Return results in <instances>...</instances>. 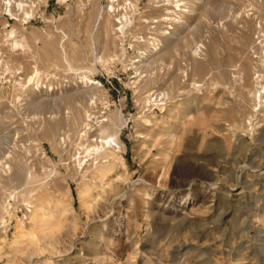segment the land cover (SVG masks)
<instances>
[{"label":"rangeland","instance_id":"1","mask_svg":"<svg viewBox=\"0 0 264 264\" xmlns=\"http://www.w3.org/2000/svg\"><path fill=\"white\" fill-rule=\"evenodd\" d=\"M184 1L147 40L154 0L130 1L122 33L121 14L94 26L107 0H17V20L0 5V264H264V0ZM55 96L53 115L32 105ZM113 112L120 149L98 130ZM211 163L229 176L202 182Z\"/></svg>","mask_w":264,"mask_h":264},{"label":"bare ground","instance_id":"2","mask_svg":"<svg viewBox=\"0 0 264 264\" xmlns=\"http://www.w3.org/2000/svg\"><path fill=\"white\" fill-rule=\"evenodd\" d=\"M119 2H122V6L124 7V12H121V15L118 17V19H119V23H120V26L119 27H117L115 24V20H114V22L112 23V24H114V28H113V32L115 33V32H117V28H119V30H120V32L122 33L123 32V26L124 25H128V22H127V12H126V10H128L132 5L130 4V2L128 3V4H126V2H125V0H118ZM165 1V3H171V4H173V6L175 7L173 10H167L168 11V13H176V12H185V11H187V8H183L181 5H183L184 3H185V1L184 0H164ZM23 5L24 4H26V3H22ZM20 2H17V0H0V5L1 6H3V9H4V11H5V13L8 15V16H10V18H12V19H14V20H17V17L16 16H14L13 15V11H12V9H14L15 10V13L17 14V9L18 8H22V7H24L23 5H22ZM128 5L129 7L127 8V6L126 5ZM33 5V4H32ZM181 6V7H180ZM18 7V8H17ZM109 7L110 8H115V6H114V4H112V6L111 5H109ZM176 8H178V11H176L175 9ZM23 9V8H22ZM21 9V10H22ZM102 10L101 11H98V13H97V15H96V17H95V21H94V26H96V25H99L100 23H101V21H103V19H104V14H103V12L104 13H107L108 15H110V17H114L111 13H109V10L107 9V8H105V10L103 9V8H101ZM20 10V9H19ZM24 13V12H23ZM29 15V14H28ZM28 17V16H27ZM172 18V17H171ZM23 19V18H22ZM174 19V18H173ZM184 22V21H183ZM182 22V23H183ZM116 26V27H115ZM180 31V30H179ZM181 32V31H180ZM180 32H176L175 34H174V32L172 33V34H170V35H172V37H171V41H173V40H176L181 34H180ZM164 34H169V31H168V29L167 30H165L164 32H163ZM120 34V33H119ZM92 35V34H91ZM12 36H14V35H12ZM167 39H168V37H167ZM155 39H153V43H155V44H157L158 43V46H152V48H150V50H149V52H146V51H143V52H141V61H139V58H136V59H134L133 61H132V63H134V62H139L138 63V65H140L143 61H144V59H146V57H147V55H151L152 53H156V52H158L159 51V49H160V47L163 45V44H161V42H159V41H154ZM157 40V39H156ZM159 40V39H158ZM170 41V42H171ZM177 41V40H176ZM152 42V40L150 41V43ZM17 42H14L13 41V44H12V48L13 49H17ZM173 44V43H172ZM204 45H203V43L201 42V40L199 41V42H196V44L194 45V50L192 51V55L193 56H198V54H200V52H201V49H202V47H203ZM166 54V53H165ZM1 57V56H0ZM143 57V58H142ZM0 62H2V59H0ZM6 65V64H5ZM137 65V66H138ZM148 65V64H147ZM8 69V68H7ZM5 71L6 72H8V70H6V66H5ZM5 72V73H6ZM79 78H80V80H79V83H80V87H79V89L77 90V94L76 95H79V96H81V97H83V98H86L87 96H92V94L93 93H91V89H93V88H97L99 85H98V80H96V79H92L91 77H89V76H87L86 74H81L80 76H79ZM197 86L199 85V84H196ZM91 86V87H90ZM49 90L51 89V88H48ZM157 93H161L163 96H165V98H166V95L164 94V93H162V92H157ZM167 94V93H166ZM74 96V95H73ZM146 97V100H148L149 98H150V94H148L147 96H145ZM49 98V99H48ZM46 100H41V101H32V105H36V106H40V104L41 103H43L44 101H46V103L49 105V108H50V112H51V114H52V112L53 111H55L54 110V108H56V110H57V108H58V103H60V102H62V99L61 98H58V97H53V98H51V97H48ZM76 98V97H75ZM89 98V97H88ZM150 100V99H149ZM165 100H167V98L165 99ZM64 101V100H63ZM258 103L260 104L261 103V93L259 92V94H258ZM57 104V105H56ZM62 104V103H61ZM165 104H166V101H165ZM164 104V105H165ZM86 112V111H85ZM11 113V112H10ZM117 112H113V114L111 115V119H110V122L108 123V124H105V125H101V126H99L98 127V130L101 132L100 134L101 135H103L102 137L105 139V138H109V137H114V138H116L113 134H107V130H108V128H109V126H111V124H114V122H115V120H118V121H120V123H124V121H123V119H122V115L120 114V113H118V114H116ZM36 114H37V112H36ZM35 114V117L37 116ZM84 114H86V113H84ZM9 115L10 114H7V113H3V114H1V112H0V143L1 142H3V140L2 139H4V138H6V133L5 132H3V125H5V122H6V119H7V117H9ZM53 115V114H52ZM55 115V114H54ZM50 116V115H49ZM34 117V116H33ZM86 120L82 123V125H81V129H83V132L86 134L88 131H90V127H91V125H89L90 123H89V121H91V119H90V114H89V112L86 114ZM105 120H106V118H105ZM170 134H171V132H169ZM105 134V135H104ZM169 136V135H168ZM112 137V138H113ZM113 138V141H114V143H115V147H117V148H119L120 149V147H119V144H118V142L115 140ZM166 139L167 140H169L167 137H166ZM166 140V141H167ZM103 143L104 142H102L101 143V146L100 147H103ZM110 148H113V147H110ZM0 151H1V148H0ZM6 155V154H5ZM11 156V155H10ZM7 158H9V155H7V157L5 156V157H3V159L1 158V160H0V172L2 171L1 169H4L5 170V168H6V170H7V172H8V169H9V165L7 164L6 166H5V162L7 161ZM19 160V159H18ZM5 170V171H6Z\"/></svg>","mask_w":264,"mask_h":264},{"label":"built area","instance_id":"3","mask_svg":"<svg viewBox=\"0 0 264 264\" xmlns=\"http://www.w3.org/2000/svg\"><path fill=\"white\" fill-rule=\"evenodd\" d=\"M130 1H133V0H125L126 4H128ZM112 4H114L115 8L109 7V5L112 6ZM121 4H122V2H119L118 0H107L106 8L109 10V13H111L115 17L118 14L120 15L121 12L125 11L124 7ZM154 4L158 7H160V6L162 7L163 13L165 14V16L162 17L160 20L151 19V20L147 21V30L149 32V35L146 36V40H147V38L151 39V37H152L151 34L154 32V30H156L158 28L157 26H158L159 21L162 22V25L160 27V29H162V30H164V29H168V30L170 29L171 30V27L172 26L175 27V25H176L174 20L171 19V17H173V16L177 17V16L174 13H168V11H167L168 5L171 6V8L168 10H172L173 8H175L173 6V4L165 3L164 0H154ZM126 6H127V8L129 7L128 5H126ZM175 10L178 11V8H176ZM168 17H170V19ZM115 22L117 24H119V25H117V27H119L120 23H119L118 17L115 20ZM117 29H118L117 32H120L119 28H117ZM144 40L145 39L143 38V36H139V37H137L136 41L137 42H145ZM111 78L113 80H119V74L114 73L111 75ZM150 97H151L152 103L158 107L163 106L165 104V101L167 102V100H165L166 99L165 96H163L161 93L153 92Z\"/></svg>","mask_w":264,"mask_h":264},{"label":"crops","instance_id":"4","mask_svg":"<svg viewBox=\"0 0 264 264\" xmlns=\"http://www.w3.org/2000/svg\"><path fill=\"white\" fill-rule=\"evenodd\" d=\"M179 107L181 108V111L179 114L176 115L177 120L179 119L180 115L185 114L186 110H187L186 105H179ZM170 128H172V126ZM165 142H166V140H165ZM157 165L161 166L160 164H157ZM201 166L206 170V172H205L204 176H198V177L205 184L209 185V184L218 183V180L220 179L219 177H221L222 174H223V178L229 176V174H225V172L223 171V169L220 165L211 163V164H209V166H207V165H201ZM185 176L188 178L190 177V175H187V174ZM180 184H182V182L178 183V185H180ZM213 194L214 193H210L206 189L201 190V192H196V195L204 201L210 200V198L213 197ZM183 195H188V194L186 192Z\"/></svg>","mask_w":264,"mask_h":264}]
</instances>
